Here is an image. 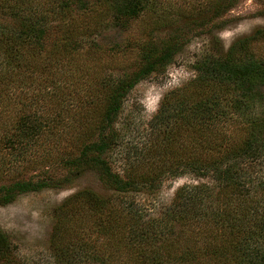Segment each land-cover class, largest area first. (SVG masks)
Masks as SVG:
<instances>
[{
    "label": "trees",
    "instance_id": "obj_1",
    "mask_svg": "<svg viewBox=\"0 0 264 264\" xmlns=\"http://www.w3.org/2000/svg\"><path fill=\"white\" fill-rule=\"evenodd\" d=\"M159 2L0 0V205L86 173L106 191L76 189L54 207L48 264H264V56L249 43L264 29L226 50L215 43L161 98L143 155L120 170L108 159L125 97L180 48L177 38L146 42L136 69L97 79L81 74L78 56L96 49L97 28L126 29ZM229 6L208 8L207 27ZM184 174L195 183L150 213L128 200ZM15 260L0 228V264Z\"/></svg>",
    "mask_w": 264,
    "mask_h": 264
},
{
    "label": "rangeland",
    "instance_id": "obj_2",
    "mask_svg": "<svg viewBox=\"0 0 264 264\" xmlns=\"http://www.w3.org/2000/svg\"><path fill=\"white\" fill-rule=\"evenodd\" d=\"M220 1L222 0H160L158 7L145 11L130 21L126 29L111 24L97 28L94 33L96 49L83 51L78 56L81 67L84 66L87 70L85 72L83 69L81 74L97 79L110 72L121 74L136 69L143 62L138 52L141 44H167L177 38L180 49L172 61L137 83L125 97L115 125L118 140L108 154L113 169L120 170L126 161H133L136 156L143 155L144 148L153 138L151 118L156 113L161 98L166 92L181 86L194 76L192 66L202 54L214 50L215 43L221 44L223 50H226L237 39L249 36L257 29H264V0H226L231 6L220 17L212 18V26L210 28L209 24L208 28L207 19L211 17L208 8L211 9ZM76 32L75 34L80 35V32ZM249 43L257 55L264 56L263 37ZM229 126L233 124L230 123ZM233 138L240 139L241 135L236 132ZM53 140L55 139H50L51 142ZM261 169L257 162L247 172L253 179ZM194 180L190 174L167 177L155 194H138L128 200L136 203L147 214L156 207L168 204L178 187L195 183ZM81 188L106 193L95 176L86 173L69 188L23 193L13 202L0 205V228L13 245L16 254L14 264H48L54 260L47 249L53 209L72 192ZM84 264L95 262L86 261Z\"/></svg>",
    "mask_w": 264,
    "mask_h": 264
}]
</instances>
